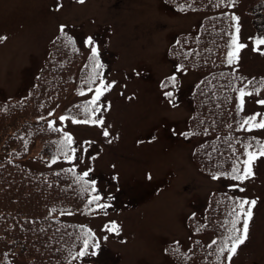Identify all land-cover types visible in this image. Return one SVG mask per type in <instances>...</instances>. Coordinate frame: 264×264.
I'll return each instance as SVG.
<instances>
[{"label":"rangeland","instance_id":"obj_1","mask_svg":"<svg viewBox=\"0 0 264 264\" xmlns=\"http://www.w3.org/2000/svg\"><path fill=\"white\" fill-rule=\"evenodd\" d=\"M249 1L240 0L232 7L239 18L238 43L246 45L233 66L245 75L264 79V45L254 50L264 34H255L244 9ZM202 16L197 11L175 12L161 0H0V37L5 38L0 40V98L27 93L48 42L63 23L74 24L85 51L95 47L106 60L102 81L112 87L99 97L102 107L96 120L103 124L85 123L67 114L76 101L94 98L101 83L75 88L54 113L56 124L68 123L74 155L52 163L36 145L26 158L37 168L74 166L88 172L100 189L102 204L110 205L100 213H61L62 218L87 224L98 234L100 249L92 257L98 264H172L163 251L165 242L174 238L187 241L189 213L203 205L210 191L232 183L200 171L191 157L199 138L186 140L176 131L187 127L189 102L184 97L180 103H172L159 86L173 71L166 51L174 34L189 30ZM88 38L91 45L86 43ZM198 73H182L181 87L190 90ZM259 99H264V92L244 97L246 118L264 114ZM61 116L65 119L60 120ZM251 132L264 142V130ZM252 171V178L238 182L244 189L241 192L256 204L251 209L247 239L237 248L231 264H264V156L253 162ZM112 223L120 227L121 238L106 230Z\"/></svg>","mask_w":264,"mask_h":264},{"label":"trees","instance_id":"obj_2","mask_svg":"<svg viewBox=\"0 0 264 264\" xmlns=\"http://www.w3.org/2000/svg\"><path fill=\"white\" fill-rule=\"evenodd\" d=\"M167 2L177 10L208 12L191 31L176 36L168 55L179 70L191 68L205 73L191 92L193 112L186 134L204 137L194 151L200 168L207 174L230 178L221 174L231 173L234 164L247 159V145H251L247 149L250 151L261 144L257 137L240 128L243 115L236 107L238 91L234 89L253 90V83L226 59L236 27L234 15L228 10L233 2ZM263 7V0H256L248 7L258 26ZM63 29L51 40L43 65L27 94L0 99V264H17V261L20 264H95L91 256L82 260L71 258L80 250L81 237L90 229L59 216L66 211L84 214L99 211L97 203L102 204L103 199L95 183L70 166L39 169L25 162L36 143H40L44 156L62 157L72 153V140L70 144L66 141L70 137L68 131L52 122V114L75 86L93 87L104 76L102 56L98 53L93 57L90 53L84 60L79 37L70 27ZM97 62L101 67H96ZM171 77L163 81L164 88L178 84V76H174L175 85ZM91 101L73 104L67 110L68 115L76 119L97 118L100 101L95 105ZM243 167L240 163L241 170ZM78 177L83 180L78 182ZM96 195L101 200L89 205L88 201ZM245 199L250 201L236 187L214 190L205 211H195L190 216L194 234L189 245L179 240L169 242L166 246L169 256L179 264H228L227 248L231 247L228 238L239 235L233 232L232 222L237 219L233 209L237 208L238 201ZM239 219L236 228L243 227V217ZM205 232H213L215 238L211 242L203 240L200 236ZM95 239L98 240L96 235ZM221 248H225L223 254Z\"/></svg>","mask_w":264,"mask_h":264},{"label":"snow or ice","instance_id":"obj_3","mask_svg":"<svg viewBox=\"0 0 264 264\" xmlns=\"http://www.w3.org/2000/svg\"><path fill=\"white\" fill-rule=\"evenodd\" d=\"M79 3H84V0H78ZM233 3H235V0H232ZM182 10V9H181ZM234 20L238 21V17H233ZM63 27L61 28V32H63ZM239 32V27H236V33ZM5 38L0 37V40H3ZM87 44L91 45L93 43L91 38H88V40L86 41ZM256 49L254 50H259V46L264 45V39H259L256 42ZM244 47H246V45L238 43V36L237 35H233L232 36V40H231V44H229V51L227 53V63L229 65L233 64L236 60H238V54L239 51L241 49H243ZM92 52V56L93 57H97L98 56V50L95 47H92L91 49ZM96 67L99 68L101 67V65L97 62ZM179 70V69H178ZM95 78H93L94 80ZM171 82L173 83V85H175V77H171L170 78ZM251 83V81L249 82ZM264 83V82H262ZM112 87V85H105L103 83V81L101 82L100 86L97 87L95 89L96 95L93 98V100L91 101V103L93 105L96 104L97 100H99V97L101 95H103V91H106L108 89H110ZM234 91H238V103H237V111H243V105H244V97L246 95H253V92H246L245 91V87H241L239 89H234ZM259 89H256V93L257 95H259ZM166 96L171 97L172 93L171 92H167L165 93ZM257 103L264 106V99H259L257 100ZM260 117V119L258 120L257 118ZM65 117L61 116L60 120H64ZM85 123L87 122H91V123H96V124H103V120H85ZM49 127H52L51 124H49ZM229 127H231V125H229ZM240 128L241 129H245L247 131H251L253 129H262L264 130V114L261 113H256L253 114L251 116H248L247 118H245L244 120H242L240 122ZM104 135L107 136L108 133L107 131L104 132ZM188 135V134H185ZM66 141L67 143H71V138L70 137H66ZM251 145H247L246 149H245V155L247 157L246 160L239 162L237 164H234L232 167V171L231 173H222L221 175H224L226 177H230L231 179L234 180H239L240 182H243L246 179H250L254 176V173L252 171V165L253 162L258 159L260 156H264V143L260 144V148L258 150V152H253V151H248L247 149L250 148ZM56 160L53 159L52 163H55ZM240 163H242L244 165L243 170H241L240 168ZM68 171H73V169H69ZM88 175V172H84L83 173V177H86ZM83 177H78V182L83 180ZM218 176H213V179H218ZM83 183L86 185L88 184V181H83ZM94 185V182H92ZM87 188H84V191H87ZM244 189H240V191H243ZM92 191H95V187L92 188ZM101 200V197L99 195L93 196L89 201L88 204L91 205L93 203H97L98 201ZM256 204L255 200H240L237 202V208L233 209V212L235 213L237 219L234 220L233 223V232L234 233H239V235L237 236H229V240L231 241V247L227 248V252H228V257L227 259L229 261H231V258L236 254L237 248L243 244L245 242V240L247 239V234H248V224L249 221L251 220L252 217V207H254ZM245 205H247V209H245ZM110 205L108 204H98L97 203V207L101 208V209H106L108 208ZM238 209V210H237ZM53 211H55V209H53ZM63 214V213H62ZM243 217V227L242 228H236V224L240 222V217ZM108 232L112 233H119V228L117 226V224L112 223L110 227H107L106 229ZM104 239L106 240L107 237L105 236ZM82 243H81V247L80 250L78 252H76L74 255H72V260H77V259H83L86 256H96L98 255L99 249H100V243L98 240L95 239V235L94 233H92L90 230H88L85 235L83 237H81ZM213 244L216 243V241L212 242ZM225 251V248H221L220 252L221 254H223V252Z\"/></svg>","mask_w":264,"mask_h":264}]
</instances>
